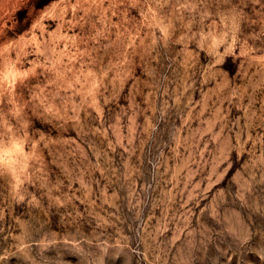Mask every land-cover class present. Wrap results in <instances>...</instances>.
Masks as SVG:
<instances>
[{"label":"clouds","instance_id":"obj_1","mask_svg":"<svg viewBox=\"0 0 264 264\" xmlns=\"http://www.w3.org/2000/svg\"><path fill=\"white\" fill-rule=\"evenodd\" d=\"M249 252L264 0H0V264Z\"/></svg>","mask_w":264,"mask_h":264},{"label":"rangeland","instance_id":"obj_2","mask_svg":"<svg viewBox=\"0 0 264 264\" xmlns=\"http://www.w3.org/2000/svg\"><path fill=\"white\" fill-rule=\"evenodd\" d=\"M253 243H259L258 240L253 241ZM66 259L70 261V264H76L75 260L76 257L68 255L66 256ZM245 260L247 261V264H264V259H261L258 255H256L255 252H249L245 256ZM118 264V262H117ZM233 264H235V261H233Z\"/></svg>","mask_w":264,"mask_h":264}]
</instances>
